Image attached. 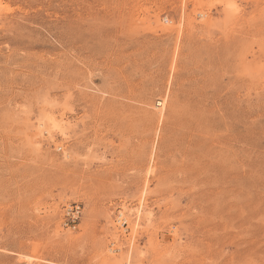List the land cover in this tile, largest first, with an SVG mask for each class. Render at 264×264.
<instances>
[{
  "label": "rangeland",
  "instance_id": "rangeland-1",
  "mask_svg": "<svg viewBox=\"0 0 264 264\" xmlns=\"http://www.w3.org/2000/svg\"><path fill=\"white\" fill-rule=\"evenodd\" d=\"M0 264H264V0H0Z\"/></svg>",
  "mask_w": 264,
  "mask_h": 264
}]
</instances>
